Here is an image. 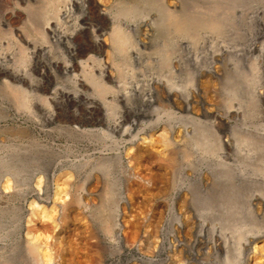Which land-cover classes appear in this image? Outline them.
<instances>
[{
	"label": "rangeland",
	"instance_id": "rangeland-1",
	"mask_svg": "<svg viewBox=\"0 0 264 264\" xmlns=\"http://www.w3.org/2000/svg\"><path fill=\"white\" fill-rule=\"evenodd\" d=\"M100 1L107 14V19L103 20V22L107 20L105 24L99 21L95 16L93 18L92 15H88L87 18H81L80 8L72 7L70 14L67 15L68 17L62 20L61 26H65L66 29L65 27L63 29L67 32L74 30L75 26L76 28L80 27L82 33L80 34L81 37L78 38L79 41L71 39L63 42V44L62 42L48 37L43 45V50L47 52L38 51L35 56H31L29 51L31 50V46L25 45L24 52V50L14 42L16 35L11 34L7 27H5L6 25L1 22L3 9L5 10V6L8 8L12 7L13 1L0 0V47H2L0 48V55L4 53L8 54L6 56H9L11 52V56L15 57V55H21L23 51V54L27 56H25V62L19 66L21 69L26 70L28 75L32 77L31 81L34 84L30 87L25 86L27 94L30 95L28 96L29 98L27 97L28 102L23 107L19 105V101L14 96L16 95V91L11 86L4 85L0 80V215L2 214L0 216V223H3V221L5 223H3V233L5 232L4 236L6 235L5 237L3 236L5 248L3 247L2 255L4 258L7 257L6 259L3 258V262L5 260L4 263L7 264H35L34 262L36 261V264L37 262L39 264V261L42 260L43 262L45 261V263L41 261L42 264H55L56 262V264H84V262L85 264H213L214 259L210 254L212 248L204 247V245L201 247L199 245L198 250L195 249L196 251L194 250V255H192L187 251L188 249L186 246L176 245L178 243L177 240L175 239V241L174 237L172 238L171 235H166L171 228L175 230V227L173 228V226H175L173 224L174 219H172L174 217L170 215L168 209H170V201L174 200V209L179 215L178 209L179 211H183V208L187 206V204H182V207L181 203H185L188 199H191L189 197L192 195H189L194 190L190 193H188V191L194 189H191V187H194V185L196 187L197 180H199L196 177L197 174H195L197 172L195 170H197L198 167L196 166L197 168H195L193 161L194 157H196L195 154L197 155L201 149L195 141L199 139V134L202 131H210V123H213L215 118V120H217V115L213 114L223 113L228 103L226 99L227 94H225V83L227 82L226 78H229L230 72L227 67L230 65L228 64L225 66V59H227V57L223 54L221 55L222 58L213 60L214 65L216 64L215 66H217L218 69V71H216L217 73L208 72L197 77L196 74L199 69L207 66L205 62L198 63V66L197 63H191L185 58L181 65L176 63L170 68L169 65L166 66L167 61H165L164 64L163 59L169 56L173 58L175 55H179L181 58L185 57L186 51L182 50L184 47L180 49V45H185L183 41L186 40H188V42L186 41L185 43H189L192 39L193 43L191 42L189 44L197 48V50H200L201 44L199 42L205 38L204 43L206 44L203 43V47L205 45L203 49H210L211 47L208 48L209 46H207L208 43L210 44L211 41H218L220 38L211 27L210 21H212V19L214 21L215 16L216 18H220L226 11L232 9L231 7L235 9L241 7L244 10L249 8L250 10L248 9L247 11L251 12L255 6L261 8V1L255 5V3L250 0H243V3L236 0V7L232 6L231 0ZM3 4L4 8L1 6ZM31 4H33L34 9L38 10L39 13L51 7V2L47 4L44 0H37L36 2L31 0ZM217 7H220L219 10H216ZM251 7L253 9H251ZM211 9H214L212 10L213 12H211ZM248 12L246 15L251 18L253 17L252 19L249 18L250 20H247L248 22L254 24L257 21L256 16L258 17L259 15L261 19V10L258 11L256 15L255 13ZM209 14L211 16H209ZM22 15L21 19L15 25L21 27L23 30L26 29L25 32L32 41L36 43L43 42L40 31H37L40 30V24L37 21L39 15L37 19L27 17L26 12H23ZM115 15L120 18L117 19L118 17L116 16V18ZM147 15L150 18L147 17ZM247 16L245 19H248ZM202 17L205 18L203 19ZM171 18L172 22H175V24H184L183 29H173V25H169V27H164L163 30L161 28L163 26L160 27L158 24L160 19ZM150 19L154 20H151V22ZM186 19L188 20L186 21ZM24 20L27 27L25 26ZM189 20L190 22L192 20V24ZM156 21H158V23ZM132 22L136 25L134 28L130 27L129 29L128 27L130 24L133 25ZM19 23H21V25ZM145 23L146 27H144ZM188 23L193 27H190ZM197 24H199V26ZM35 25L38 26L36 27ZM195 25L198 27L196 26L197 28H194ZM135 27L139 31H137ZM120 28L123 29V34L121 33V36L118 35L117 31ZM255 28L256 26L254 25V29ZM167 29L168 31L171 30V33L166 31ZM254 29L249 28V30H246L248 33L246 32L247 35L244 37V40L247 43L253 41L256 48L250 50V52L244 51V58H241L242 62H240L241 69L243 71H248L245 72L247 74L249 73L251 61H253L255 57H261V52L258 51V48L261 47V43L264 40L261 33H257L255 31L256 29ZM153 32L156 34H153ZM124 33L126 34L124 35ZM197 34L199 35L198 37H196ZM94 37L99 38L104 45L100 47L90 46L87 40L90 42ZM137 39L139 44H137ZM174 42H176V44ZM240 43H238L237 46H243V43ZM197 44L199 46H197ZM164 46H166V48ZM28 47H30V49ZM177 50H180L181 53H178ZM134 51L137 53H134ZM237 57L240 56L238 54L232 55L234 60ZM7 59L10 58L7 57ZM50 59H57L59 64L62 62H70L71 67L68 70H63L59 67L47 65L46 62ZM93 60H95V62ZM161 60L163 63H161ZM258 60L257 64L259 66V72L261 73V60L260 58ZM7 61L8 63H12V59ZM103 63L105 65H103ZM106 66L116 75L119 81L104 79L103 84L109 85V90H111V92L106 91L107 95H105L104 92L100 94L101 96L96 95V97L98 100L101 97L100 100L110 102V106L115 104V110H118L117 112L115 111L116 116H119V110H122V107H124V103H122L124 100L120 96V93L126 89V87L124 88L123 86H126L128 84L127 82L141 79L150 73L164 80L166 79L167 81L173 82L176 87L185 89L191 95L188 104L189 108H184V105L181 103L182 95H177L174 96L173 99H168L167 94H165V89L163 88L162 91V87H160L159 90L162 94L158 91L155 100L142 109H140L141 99H137L138 96L135 97L132 100V104H135H133L134 108L132 111L124 112L125 114L123 113L118 117L117 128L108 132V135L102 134L105 135V137L96 133L88 134L87 131L82 133V130L97 127V118H99L98 116L100 115L97 112H89L86 107L88 104L86 102H90L91 100L89 99H92L89 95L92 93V95L97 94V90L94 88L96 87L94 81L87 79L88 75H85V73L87 69H91L96 77L99 70L101 71L104 67L107 69ZM157 66H160L159 69ZM154 67L157 70H155ZM81 75L88 83L83 82L82 84L81 80H78V77H82ZM74 78L78 81L74 82ZM89 82H91V84ZM114 83H116V86ZM261 84V81H259L253 86L256 92L259 91L258 93H261V86L264 87V85ZM120 85H122V88H120ZM116 87L119 88L116 89ZM118 89L122 90L119 91ZM113 90L116 92L115 94ZM86 94L89 95L86 96ZM245 95L246 93L244 97ZM84 98H86V101H84ZM112 99L113 102H111ZM232 103L235 104L236 100H233ZM256 105L259 107L258 113L246 119V124L250 122V124H248V129H252L253 126L257 127V133L253 134L255 137L252 136V138L254 139V144L259 146L261 145V140H263L262 134L264 131V101H261V97L258 99ZM157 116H159L163 123L157 128L152 129L148 123L153 121ZM229 122L231 126L240 127V120H238V118L230 116ZM77 127L78 130H75ZM134 134L137 135L136 138L139 145L143 146L142 144L152 143V147H150L152 150H147L140 155L134 152V150H137L135 147L136 143H132ZM222 136L225 137V133H223ZM17 164L20 166L18 167ZM66 164L69 168L63 169L64 172L63 170L60 171V166H65ZM35 166L37 169L34 168ZM11 167L17 169L21 167V174L14 175L13 170H11L13 168ZM32 170H34L35 173L34 176L30 178V174L33 172ZM66 170L67 172H65ZM51 172H53V176L50 177L49 175ZM46 174H48V176H46ZM39 175H41V177ZM11 176L13 177L11 178ZM87 176L90 177V180ZM6 177L9 178V181ZM13 178L16 179L13 180ZM147 179H150L149 182ZM200 180L199 182L205 186L206 184L203 182L205 181L204 178L203 181ZM13 181L15 183L20 182V184H14ZM2 182H5L4 188ZM150 182H152V185ZM129 185L131 186L130 188H128ZM204 186L202 187L206 189V186ZM131 188L132 190H129ZM186 188L188 190H186ZM248 188L252 191H258L259 185L255 183ZM55 191H58V194L61 196L57 194L60 197H56V194H54L56 193ZM121 194L125 197L120 196L119 198ZM53 197H55V199ZM113 197H117L116 202L118 200L116 209L113 206L114 202L111 200L113 199L115 201ZM57 198L62 199L59 201ZM75 198H78L79 201L75 200ZM80 200L82 203H80ZM176 200L178 202L175 203ZM59 202L60 204H58ZM62 202L67 206L65 207L64 205L63 207L61 205ZM260 202L261 201L257 204V201H254L253 212L257 221L256 223L261 225V222L264 220V213L262 206H260ZM76 204L79 206H76ZM80 204L82 205L80 206ZM52 206L54 207L52 208ZM83 206H85V209ZM55 208L56 210H54ZM36 209L37 211L35 212ZM43 212H45V214ZM60 214L61 216H59ZM69 214L72 215L70 216ZM121 214H123V217H120ZM43 215L45 216L42 217ZM123 218L125 223L124 220H122ZM182 219H184L183 215ZM50 220L52 221L50 222ZM53 220L55 223H53ZM116 220L117 222H121V224L124 223V234H122L124 239L122 238V240L119 241L114 236L117 229L115 226L110 232L107 231V228ZM183 221L185 222V220ZM185 224L187 225V222ZM137 225L139 227H137ZM124 228H127L126 232ZM134 228L138 231L135 233L136 235L132 236L131 234ZM184 229L183 233H186V229ZM127 232L129 233L127 234ZM165 236H167V238ZM114 238L117 241H114ZM170 238L173 240H170ZM201 240L204 241V239ZM31 241H36L41 245L40 247V245L37 244L42 252L40 254L38 249L37 253L39 254L36 260H34V258L37 256L34 254L29 255L30 253L27 251V243ZM60 242L61 244H58ZM258 243L260 244L261 242L259 241ZM59 245L64 248L61 246L59 247ZM178 246L182 250L178 249ZM197 247L198 246L195 248ZM204 248H207V250H204ZM56 251L59 252L56 253ZM5 252L7 253L4 254ZM206 252H208V254H206ZM46 253L50 255L47 254V257L45 256L42 258ZM69 254H71L73 258L72 256L70 257ZM51 256L52 258H50ZM53 256L55 257L53 258ZM58 258L59 260L61 259V263L58 261ZM67 258H69L70 261H67ZM84 258L86 261L83 260Z\"/></svg>",
	"mask_w": 264,
	"mask_h": 264
},
{
	"label": "bare ground",
	"instance_id": "bare-ground-1",
	"mask_svg": "<svg viewBox=\"0 0 264 264\" xmlns=\"http://www.w3.org/2000/svg\"><path fill=\"white\" fill-rule=\"evenodd\" d=\"M11 1H13L12 7L8 8L7 6H5V10L3 9V13L2 14L0 13L2 15V17H1L2 19L0 18L1 19V22L6 25L5 27H7V29L9 30V32L11 34H15L16 35V39H15L14 42H16V44H18L17 46L21 47L23 50L25 49V45H30L31 46V50H29L30 53H31V56H35L38 51L39 52L42 51V52H45V53L47 52V51L43 50L44 49L43 48V45H44V42L46 41V38H48V37L49 38H53V39L57 40L58 42H62V43L65 42V41H67V40L69 41L71 39L78 40V38L81 37L80 34L82 33V29L80 27L79 28H76V26L74 25L75 26V29L72 30V31H70V32L69 31L67 32L65 30L66 27L63 26V25H62L63 27L61 26L62 20L65 17H68L67 15L70 14V10L72 9V7H75V8L78 7V8H80V10H81V18H84V17L87 18L88 15H92L93 18L95 16L99 21H102V22H103V20L107 19V16H106L107 14L105 13V11L103 9L102 2L100 0H44V1L47 2V4H48V2H51V7L46 8L45 10H43V12H40L41 14L39 13L38 10L34 9L33 4H31V0H11ZM33 1L36 2L37 0H33ZM250 1L253 2V3H255V5H256V3H260V1H261V6H260L261 8H259L258 6H255L254 9H253L251 7V9H253V10L251 12H248L247 10L249 8L247 10L246 9L244 10L241 7H239L240 9L239 8L238 9H235V8L231 7L232 9H230V10L228 9L229 11H226L225 14L223 13L224 15H222L220 18H216V16H215L214 17V21H213V19H212V21H210L211 22V27H212L213 31L216 32L217 35L220 37L218 39V41L217 40L216 41H211L210 44L207 42L208 43L207 46H209L208 48L211 47L210 49H208V50L203 49V48H205V45L203 47V43H204L205 38L203 40H201V42H199L201 44L200 50H197V48H195L194 46H191L189 44V43L192 42V39H191V42H189V43H185L186 41L188 42V40H186V41H183V43L185 45H180V49H181V47L182 48L184 47L182 50H185L186 51L185 52V57L181 58V56H179V55L176 56L175 55L173 58H170V56H169V57L163 59L164 64H165V61H167L166 66L169 65L170 68H171V66L173 64H176V63H178L179 65H181L182 62H183V59H185V58L188 59L191 63H197V65H198V63L205 62L206 63L205 65H207V66L206 67H203V68L201 67L199 69V71L196 74L197 77L203 75V73H208V72H210V73H212V72L213 73H217L216 71H218V69H217V66H215L216 64L214 65L213 60L222 58L221 55H223V54H225L226 57H227V59H225L223 57L226 60V61L224 60L225 63H226L225 66H227L228 64L230 65V66L227 67L229 69V72H230L229 73V76H228L229 78H226L227 79V82L225 83V85H226V93L225 94H227V98L226 99H227V102L228 103H227L226 107L224 108L223 113H221V114L214 113L213 114V115H217L216 116L217 117V120H215L216 119L215 118L213 120V123H210V131H202L199 134V139H197V141H195V143L197 145H199L200 146V149H201V151L198 152L197 155L195 154L196 157H194V161H193V163L195 165V168L198 167L197 170H195V171H197L195 174H197L196 177L199 180L201 179L203 181V178H204L205 181H203V182L206 184L205 185L206 186V189H204L202 187L204 185H202L199 182V180H197V183L195 182L196 183V187L194 185V187H191V189L192 188H194V189L188 191V193H190L191 191L194 190L189 195V196H191V195L192 196L191 197L188 196L191 199L190 200L188 199L189 201L187 200V202H185V197H184V202L185 203H181V206H182V204H185V205L187 204L186 208H183V211H181V210L179 211V209L177 208L178 209V212H179V215H178V213H176V211L174 209V206H175L174 205V200H171L170 201V209H168L169 210L168 212H170V215L174 217L172 219H174V221H173L174 223L173 224L175 225V226H173V225H170V226H173V228L175 227V230L170 227L171 229L168 231V233L166 235H168V236L171 235L172 238L174 237V240L176 239L177 242H178L176 245L186 246L187 249H188L187 251L190 254H192V255H194V250L195 249L198 250L199 245L201 247L204 245V247H208V248L210 247V248H212L211 253L210 252L209 253L212 255V257L214 259L213 260V264H264V220L261 222V225L260 224H257L256 223L257 221H256L255 216H254V212H253L254 211L253 210V205L255 204L254 201L255 202L257 201V204H258L259 201H261L260 202V204H261L260 206H262L263 213H264V131H263V134H262L263 140H261V145L257 146V145L254 144L255 142H254V139L252 138V136H254L253 134H256L257 133V130H256L257 127L256 126H253L252 129H248V124H250V122L248 124H246V122H247L246 119L251 118L252 116H254L255 114L258 113L259 107L256 105L258 99L261 97V101L262 100L264 101V87L261 86V85H264V40L261 43V47L259 46L260 48H258V51L261 52V54H260L261 57L258 56V57H255L254 59L252 57L253 61H251V65L249 67V73L248 74L245 73V72H248V71H243L241 69V67H240V62H242L241 61V58H244L243 56L245 54V53L243 54V52L244 51H249L250 52V50H253V49L256 48L255 45L253 44V41H250L248 43L245 42L244 37L247 35L246 34V32H247L246 30H249V28H251V29L253 28L254 29V25H255L256 26V28H255L256 30L255 29L254 30L257 33H261V36L264 37V0H250ZM235 2H236V0H231L232 6H235V4H236ZM239 2H242L243 3V0H239ZM222 4H224V3H222ZM220 5H218V6H220ZM227 5H229V4H227ZM248 5H249V3H248ZM1 6H3L2 8H4V4L1 5ZM238 6H240V5H238ZM219 8L220 7H217L216 10L217 9L219 10ZM147 10H148V8H147ZM212 10H214V9H211V12H213ZM260 10H261V19L259 18L260 17V15H259L258 17L256 16L257 19L254 18V19L257 20L254 24L252 22H248L247 21V20H250L249 18H251V17H248L246 15L247 12L248 13H255V15H256V13L258 11H260ZM220 11H221V9H220ZM23 12H26L27 17H30L31 19H32V17H33V19L34 18L37 19L38 15L40 14L39 15V18L37 19V21L40 24L39 25L40 26V28H39L40 30H37V31H40V36H41L43 42L36 43V42L32 41L28 37V34L25 32L26 29L23 30V29H21V27H18V26L15 25L21 19V15H22ZM148 14H151V13H148ZM155 14H156V12H155ZM24 15H25V13H24ZM215 15H217V14H215ZM116 16L117 15H115V17ZM144 16H145V14H144ZM209 16H211V15L209 14ZM246 16L248 17V19H245ZM78 17H80V16H78ZM115 17H114V19H115ZM117 17H116L117 19L120 18L119 16H117ZM147 17H149V16L147 15ZM145 19H143V20H145ZM175 19H177V18H175ZM25 20H24V22H25ZM151 20L152 19H150V21ZM187 20L188 19H186V21ZM106 21H104L103 23L105 24ZM132 21H133V19H132ZM33 22H34V20H33ZM67 22H68V20H67ZM156 22L158 23V21H156ZM189 22H190V20H189ZM191 22H192V20H191ZM21 23H19V24L21 25ZM115 23H118V22H115ZM172 23L173 22H172V18H171V19H162V20L160 19V22L158 24L160 25V27L163 26V27H161L162 29L164 27H167V26L169 27V25H173L172 26L173 29H178V30L179 29L182 30L183 27H184V24H180L179 25L178 23L175 24V22L173 24ZM3 24H1V25H3ZM185 24H187V23H185ZM191 24H189L190 27H193V26H191ZM131 25L132 24H130V26L128 27L129 29H130V27L134 28V26L136 24L134 25V23H133V25L132 26ZM197 25L199 26V24H197ZM197 25H195L194 28H197L198 27ZM25 26L27 27L26 22H25ZM206 26L209 27L207 24H206ZM64 27H65V29H63ZM144 27H146V23H145V26ZM154 27H155V25H154ZM209 29H210V27H209ZM117 31H118V35L119 36H121V33L123 34V29L120 28ZM137 31H139V30L137 29ZM166 31H168V29ZM170 31H168V32H170ZM200 32H201V30H200ZM126 33H124V35ZM153 34H156V33L153 32ZM34 35H36V34H34ZM165 35H166V32H165ZM198 36L199 35L197 34L196 37H198ZM87 38H88V36H87ZM196 39H198V38H196ZM214 39H216V38H214ZM80 40H81V38H80ZM87 41L90 44V46H93V47H100V46L104 45V43L99 38H96V37H94L90 42H89V40H87ZM121 41H122V39H121ZM136 41H138V39ZM179 41H181V40H179ZM104 42H105V40H104ZM240 42L243 43L242 44L243 46H241V45L237 46V44L240 43ZM174 43L176 44V42H174ZM174 43H172V44H174ZM137 44H139V41H138ZM204 44H206V43H204ZM197 46H199V45L197 44ZM85 47H88V46H85ZM164 47L166 48V46H164ZM0 48H2V47H0ZM4 48H6V47H4ZM28 48L30 49V47H28ZM26 49H27V47H26ZM136 50H138V49H136ZM69 51H70V49H69ZM173 51H175V50H173ZM24 52H25V50H24ZM24 52L22 51L21 55L20 54L18 56L15 55V57H12L11 56V52H10V55L9 56H6L8 54H4V53H2V55H0V80H1V82L4 85L5 84H6V86L9 85V86H11L16 91V95H14V93H13L14 90H13L12 93L16 97V99L19 101V105H21L23 107L28 102V98H29L28 96L30 95V94L29 95L27 94V91L25 90L26 89L25 86L26 87H30L33 84L32 81H31L32 80V77H30L28 75V73L26 72V70L21 69V67L19 66V65H21V64H23L25 62V58H26L25 56H27V55L23 54ZM177 52L178 53H181L180 50L179 51L177 50ZM134 53H137V52L134 51ZM235 54H238L240 57H237L234 60L232 58V55H235ZM7 57H9L10 59H12V63H8L7 60H10V59H7ZM259 58L261 60V73L259 72V66L257 64V60ZM231 59H233L234 61L231 60ZM95 60H93V61L95 62ZM163 61L161 60V63H163ZM64 62H66V61H64ZM158 62H160V61H158ZM46 63H47V65H51V66H54V67H59L60 69H63V70H68L71 67L70 62L69 63L68 62L67 63H63L62 62L61 64H59V62L57 61V59H50ZM46 63H43V64H46ZM216 63H218V62H216ZM155 64H157V63H155ZM158 64H160V63H158ZM103 65H105V64L103 63ZM159 67L157 66L158 69H159ZM161 68H162V66H161ZM154 69H155V67H154ZM155 70H157V69H155ZM159 73H160V71H159ZM85 75H88V78L87 79H90V80H93L94 81V84L96 86L94 88H96V90H97V94H95V95H92L93 93L92 94L89 93L90 95L89 94H86V96L89 95L92 98V99H89V100H91L90 102H86V103H88L86 105V107L89 110V112H97L100 115L98 116L99 118H97L98 119V122H97L98 125H97V127L90 128V129H86V130H82V133L84 131H87L88 134L89 133H91V134L92 133H96V134H101L102 135V134H107L108 132L113 131L114 129L117 128L116 126L118 124L117 123L118 117H120L124 112H127V111L129 112L130 110L132 111V109L134 108V105L135 104L134 103H133L134 105L132 104V100L135 97L138 96L137 99H139V98L141 99L140 109H142L146 105H150L152 103V101L155 100V96L157 95L158 91H160L159 90L160 87H162L161 88L162 91H163V88L165 89V91H166L165 94H167L168 99H173L174 96L182 95L183 96L182 97V101L180 100L181 103L184 105V108H189L188 104H189V99H191V95L185 89H181L179 87H176L173 82L167 81L166 79L164 80L163 78L157 77L154 74H151L150 73V74L146 75V77H143V75H142L143 78H141V79L133 80V81H130V82H127L126 81L128 84L126 83L127 85L126 86H123L124 88L126 87V89L120 93L121 98L124 100V102H122V103H124V107H122L123 108L122 110H119L120 111L119 116H116V113H115V111H116L115 110L116 109L115 107L116 106H114L115 104L110 106V104H111L110 102H106V101L100 100L101 97H100V99H99L100 101H99L98 98L96 97V95L99 96L100 94H103L104 92H105V95H107L106 94V91H108V92L110 91L111 92V90H109L110 89V86L109 85H104L103 82H104V79H107L109 81H115V80H117L116 75H114L112 73V71L110 69H108V67H107V69H105V67H104V69L102 68L101 71L99 70V72H98V74H97L96 77L94 76L95 74H93V72H92L91 69H87V72L85 73ZM168 75H166V76H168ZM78 78H79L78 80H81L82 84H83V82H87V81H85V79H84L83 76L81 78L80 77H78ZM74 80H75V78H74ZM78 80H75L74 82H76ZM35 81H37V80H35ZM117 81H119V80H117ZM117 81H116V83H117ZM121 81H123V80H121ZM259 81H261V83H262L261 85H259V86H261V91H260L261 93H258L259 91L256 92L254 90V88H253V86L255 85V83H258ZM89 83L91 84V82H89ZM116 83H114L115 86H116ZM82 84H80V85H82ZM118 84H119V82H118ZM257 86H258V84H257ZM117 88H119V87H116V89ZM120 88H122V85H120ZM127 88H128V90H127ZM121 90H119V91H121ZM66 92H67V90H66ZM70 93H71V91H70ZM113 93L115 94L116 92H114V90H113ZM160 93H161V91H160ZM245 93H246V95L244 97V94ZM63 94H64V92H63ZM56 95H57V93H56ZM71 96H73V95H71ZM159 96H160V94H159ZM116 98H118V97H116ZM84 99H85L84 101H86V98H84ZM233 100H236V103L235 104L232 103ZM111 102H113V99H112ZM108 103H109V105H108ZM28 104H30V103H28ZM182 104H180V105H182ZM49 112L52 113L51 111H49ZM263 112H264V110H263ZM230 116H233L235 118H238V120H240V122H239L240 124L239 125H240L241 128L239 126H234V125L231 126V125H229V123H230L229 122ZM161 121L162 120L159 118V116H157L153 121H150L148 124H149L150 128L154 129V128H157L158 126H160L161 123H163ZM75 130H78V127ZM74 131H72V132H74ZM221 133L222 134L225 133V137H223ZM136 134H134V136L132 138V141H133L132 143H136V146L135 147L137 149L136 151L134 150V152H136L138 155H140L141 153H143V152H145L147 150H150L151 151L152 150L150 148V147H152L151 146V144H152L151 143L152 142L151 138H150V140H151L150 143L151 144H142L143 146H141L137 142L138 140L136 138V136H137ZM102 136L105 137V135H102ZM256 146H257V149H256ZM19 159H20V157H19ZM5 160H7V159H5ZM28 160H29V158H28ZM3 162H5V161H3ZM172 162H173V160H172ZM27 163H26V166H27ZM167 163H168V160H167ZM18 164H17V166H18ZM14 167H15V165H14ZM11 168H13V167H11ZM20 168L19 169L13 168L11 170H13V174L14 175H20L21 174ZM34 168H36V166ZM66 168H69V166L67 164L65 166L64 165H61L60 166V171L63 170V169H66ZM7 171H8V169H7ZM26 171H27V169H26ZM32 171L33 172L31 173L32 175L30 174V178L33 177L34 176V173H35L34 170H32ZM37 172H40V171H37ZM63 172H64V170H63ZM65 172H67V170ZM39 176L41 177V175H39ZM46 176H48V174H46ZM49 176L50 177L53 176V172H51ZM89 176H87V177H89ZM12 177L13 176H11V178ZM6 178H8V177H6ZM16 178H18V177H16ZM16 178H13V180L16 179ZM88 179L90 180V177ZM18 180H20V179H18ZM149 180H148V182H149ZM152 180H154V179H152ZM8 181H9V178H8ZM21 181H23V180H21ZM2 183H3L2 186L4 188L5 187L4 186L5 182H2ZM18 183L20 184V182H16V183L14 182V184L19 185ZM29 183H31V182H29ZM151 183L152 182H150V184ZM255 183H257L259 185V190L260 191L259 190L258 191H252V190H250L248 188L249 186H252ZM56 185H58V184H56ZM0 186H1V182H0ZM130 187L131 186L129 185L128 188H130ZM144 187H146V186H144ZM147 187H148V185H147ZM151 189H152V187H151ZM129 190H132V188L129 189ZM186 190H188V189L186 188ZM110 193H111V191H110ZM128 193H130V192H128ZM128 193H127V195H128ZM54 194H56V197L58 195H60V194H58V191L56 193H54ZM185 195H187V194H185ZM60 196H58V197H60ZM120 196H123V195L122 194L119 195V198H120ZM129 196H130V194H129ZM51 197H52V195H51ZM123 197H125V196H123ZM53 198L55 199V197H53ZM64 198H67V197H64ZM69 198H71V197H69ZM186 198H187V196H186ZM61 199H58V200L61 201ZM114 199H115V201L113 199H111V200H112V202H114L113 203L114 204L113 206L116 209L117 206H118V203H117L118 200L116 202L117 197L114 198ZM178 199H180V198H178ZM75 200H78V198L77 199L75 198ZM120 200H122V199H120ZM82 201L80 203H82ZM181 201H182V198H181ZM64 202L61 203V205L63 207L65 205ZM67 202H69V201H67ZM73 202H74V200H73ZM176 202H178V201L176 200L175 203ZM58 204H60V202ZM81 205L82 204H80V206ZM66 206L67 205H65V207ZM76 206H79V205L76 204ZM53 207L54 206H52V208ZM63 207H61V208H63ZM83 207L85 209V206H83ZM54 210H56V208ZM78 210H79V208H78ZM1 211H2V209H1ZM36 211H37V209L35 210V212ZM120 211H122V210H120ZM54 212L57 213L56 211H54ZM74 212H75V210H74ZM43 213L45 214V212H43ZM35 214H37V213H35ZM41 215H42V213H41ZM62 215H63V213H62ZM65 215H67V214H65ZM119 215H120V213H119ZM122 215L123 214H121L120 217H123ZM182 215L184 216V219H182ZM44 216L45 215H43L42 217H44ZM59 216H61V214ZM19 217H20V215H19ZM19 217H18V219H19ZM21 217H22V214H21ZM47 217H48V215H47ZM117 220H119V219H117ZM117 220L116 221H113L112 225H110L107 228V231L110 232L111 229H114L113 227L115 226L117 229H116V231L114 233V236L119 241V240H122V238L124 239V237L122 236V234H124L123 233V226H124L123 224L125 223V220H124V218L122 219V220H124V223H122V224H121V222H117ZM122 220H120V221H122ZM183 220H185V222ZM261 220H262V218H261ZM51 221L52 220H50V222ZM62 222H63V220H62ZM186 222H187V225L185 224ZM3 223H4V221H3ZM3 223H0V254H1L0 255V264H7V263H4L5 260L3 262V258L4 257L2 255L3 254V249L5 248V246H4L5 243L3 244V236H4V233H5V232L3 233V228H4L3 227ZM53 223H55V221ZM130 224H132V223H130ZM133 224H135V223H133ZM137 227H139V226L137 225ZM136 228H134V230H133V232L131 234L132 236L133 235H136L135 233L138 231V230L136 231ZM126 229L124 228L125 232H126ZM183 229L185 230L186 233H183ZM18 230H19V228H18ZM128 233L129 232H127V234ZM126 235H124V236H126ZM165 237L167 238V236H165ZM172 238H170V240ZM201 239H204V241H202ZM115 240L116 239L114 238V241ZM259 241L261 242L260 244L258 243ZM35 242L36 241H33V242L31 241V242L27 243L28 244L27 245L28 246L27 247L28 248L27 251H29L28 252V253H30L29 255L34 254V255L37 256V257L34 258V260H36L38 258V254L39 253L41 254V252H42L39 249L41 247L40 243H37V242L35 243ZM37 244H39L40 247L37 246ZM58 244H61V242L58 243ZM58 244H57V247H58ZM60 246L61 245H59V247ZM196 246H198V247L195 248ZM62 248H64V247H62ZM65 248H66V246H65ZM38 249H39V253H37L38 252ZM178 249H181V248H179V246H178ZM205 249L207 250V248H204V250ZM7 252H8V250H7ZM7 252H5L4 254H6ZM46 252H48V251H46ZM58 252L56 251V253H58ZM68 253H70V252H68ZM44 254H45V250H44ZM47 254H49V253H46V255H44L42 258H44L45 256L47 257ZM61 254H63V253H61ZM71 254H69L70 257L72 256ZM206 254H208V252H206ZM54 255H55V253H54ZM55 256H53V258ZM65 256H66V254H65ZM65 256H64V258H65ZM57 257H58V254H57ZM6 258H4V259H6ZM50 258H52V256ZM69 258H67V261H70ZM72 258H73V256H72ZM204 258H207V257H204ZM43 260H47V259H43ZM53 260H55V259H53ZM60 260L58 258V261H60ZM83 260L86 261L85 258ZM41 261H39V264L45 263V261L44 262L42 261V263H41ZM74 262H76V261H74ZM34 263L36 264V261ZM60 263H61V261H60ZM37 264H38V262H37ZM84 264H85V262H84Z\"/></svg>",
	"mask_w": 264,
	"mask_h": 264
}]
</instances>
